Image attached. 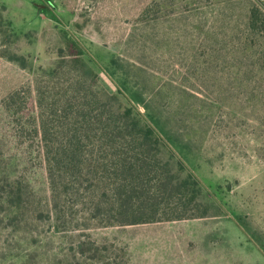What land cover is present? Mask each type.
Instances as JSON below:
<instances>
[{
	"label": "rangeland",
	"instance_id": "rangeland-1",
	"mask_svg": "<svg viewBox=\"0 0 264 264\" xmlns=\"http://www.w3.org/2000/svg\"><path fill=\"white\" fill-rule=\"evenodd\" d=\"M254 6L264 14V0H0V158L25 188L18 216L0 206V264H264V29L250 26ZM52 12L95 57L84 58L98 77L77 96L70 75L51 73L63 46ZM104 68L134 110L171 132L175 152L128 142L119 111L131 104ZM180 156L227 212L211 203L209 216L169 219L203 208V197L180 203ZM140 160L148 189L167 169L173 183L147 206L157 221L124 222L119 187L132 191L140 176L121 167Z\"/></svg>",
	"mask_w": 264,
	"mask_h": 264
},
{
	"label": "trees",
	"instance_id": "trees-1",
	"mask_svg": "<svg viewBox=\"0 0 264 264\" xmlns=\"http://www.w3.org/2000/svg\"><path fill=\"white\" fill-rule=\"evenodd\" d=\"M43 11H48V8H44ZM51 17L56 21L58 27H59V34L61 36V39L63 41V46L60 48V68L52 70L51 73L58 74L59 70L64 72L65 75H70L71 81L69 82V88L66 90L67 92H70L71 94L77 96L79 93H81L82 85L89 80H93L98 75L96 74L94 68L90 67L88 63H86L85 56L89 57V59H95V57L92 55V51L87 47L84 42L79 37L78 33L80 31H77L75 28H70L63 18H61L58 14L55 12L51 13ZM1 26V23H0ZM250 26L252 29L257 30L263 27L264 29V14L262 10L258 6H254L251 9L250 13ZM7 59L11 62H14L18 64L23 69H26L28 66L27 58L24 55H18V54H12L7 56ZM97 61V60H96ZM97 64L100 65V62H97ZM104 71L106 75L112 81H114V84L116 85L118 92L123 95L128 102L131 104V106L126 108L124 113H122V109H120V114L122 115L123 120L126 121V127L128 128V134L127 136H130V139L128 142L130 143H137L139 147H145V150L149 149L151 151L152 148L159 146L160 144L167 146L169 149H171L172 153L175 152V148L173 146V136L171 132L165 131L163 128H161L154 116L151 114H144L137 110H134L135 100H133L132 97L129 96V94L126 92L123 85H120L117 81L114 80L111 72L104 68ZM88 87V86H87ZM87 87H84L82 90H86ZM88 90V89H87ZM69 94V93H68ZM42 95L41 93L39 94ZM84 97L88 96V93L83 94ZM45 96V95H44ZM74 96V97H75ZM92 97V94H91ZM90 97V105L94 104V101L91 102ZM45 99V97L42 96V99L40 98V105H43L42 100ZM47 99V97H46ZM82 101V100H81ZM83 102V101H82ZM30 103V101H29ZM65 107L60 109L62 111H66V106L68 107L69 104L66 100L64 103ZM84 102L82 103V105ZM32 106H35V102H32ZM51 107V114H55L56 110H53L54 106ZM50 109V108H49ZM84 109V108H83ZM79 110V108H78ZM67 111H69V108H67ZM107 111V110H106ZM119 112L117 114H119ZM106 113V112H105ZM116 113L113 109H111V119H115ZM143 124V126H141ZM32 125V123L30 124ZM43 129L45 131L44 137L47 138L46 132V125L45 122H42ZM39 126L33 127V130L37 135L40 134V130L38 129ZM66 131V130H65ZM21 136V134H20ZM26 139V138H25ZM142 148V149H143ZM73 159L76 157V151H73L72 154ZM0 158V206L1 209L4 208V205L7 206V211L9 215H16L18 216V213L23 209V196L25 195V188L23 187V181L21 179L15 178L14 173L16 172V169L14 170H5V167L2 168L3 161ZM179 164L181 168L188 169L187 176L181 180L179 183L174 185L173 187L179 191L181 194L180 203L184 205L189 203H193L197 201L199 198L203 197V204H200L202 208L201 212H197V214H182L180 216H175V218H169V219H180L182 218V215L184 217H196L197 216H209V205L211 203H215L217 207H219V213H225L227 212L225 204H223L222 200H220L216 194H214L210 188L201 180L199 175H197L192 168H189V164L186 162V160L180 156L179 157ZM125 166V167H124ZM121 167V172H133L137 170L138 175L140 176V179L136 182L134 180L129 179L128 184H130L132 187V191H129L128 187L120 186V207L118 209V214L121 219H123L124 222L129 223H138V222H149V221H157V216H155L156 210H153L152 215L146 219V214L149 213L147 206L151 208L152 203L155 201V199L158 197V192L162 189L167 190V187L170 183H173L171 178L169 177L170 170L163 171L162 175L160 177H157V189L151 190L147 188L148 181L145 182L143 180V175H147L150 173L149 169L147 170L148 162L146 160H140V162H134L131 164V167H128V164H124ZM5 171V172H3ZM8 171V173H6ZM1 172H3L1 174ZM168 172V173H167ZM2 175V176H1ZM128 186V185H127ZM137 191V192H136ZM133 193V194H132ZM138 193V194H137ZM134 195V196H133ZM135 196H138L135 198ZM187 198V201L184 202V199ZM134 201L135 208L129 205L128 203H131ZM144 210V211H143ZM12 219V218H10ZM147 221H146V220Z\"/></svg>",
	"mask_w": 264,
	"mask_h": 264
},
{
	"label": "water",
	"instance_id": "water-1",
	"mask_svg": "<svg viewBox=\"0 0 264 264\" xmlns=\"http://www.w3.org/2000/svg\"><path fill=\"white\" fill-rule=\"evenodd\" d=\"M38 6H39V8H45L46 7V5H44V4H38Z\"/></svg>",
	"mask_w": 264,
	"mask_h": 264
}]
</instances>
